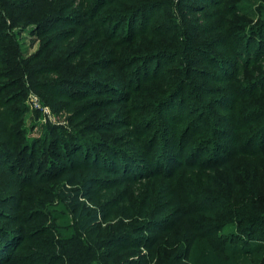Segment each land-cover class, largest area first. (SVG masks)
<instances>
[{
    "label": "trees",
    "instance_id": "obj_1",
    "mask_svg": "<svg viewBox=\"0 0 264 264\" xmlns=\"http://www.w3.org/2000/svg\"><path fill=\"white\" fill-rule=\"evenodd\" d=\"M253 1L0 0V264H264Z\"/></svg>",
    "mask_w": 264,
    "mask_h": 264
},
{
    "label": "rangeland",
    "instance_id": "obj_2",
    "mask_svg": "<svg viewBox=\"0 0 264 264\" xmlns=\"http://www.w3.org/2000/svg\"><path fill=\"white\" fill-rule=\"evenodd\" d=\"M264 4V0H254L253 1V9L252 12L254 13L256 11L257 6L260 7V5ZM254 20L257 19V17L252 16ZM254 23V22H252ZM44 39H40L37 37V35H33L30 30L26 29L22 34H21V42H22V47L24 50L25 55L28 54H33L35 53L41 46L42 41ZM151 87L148 88L151 93H157L156 89L157 87L155 85H150ZM151 98V97H150ZM150 100V99H149ZM148 100V101H149ZM28 106H29V111L25 114V123L23 124L24 127L27 129V140L29 141H34L35 139H44L45 138V126L51 124H57V125H64V126H69V123L66 119V116L60 113H57L52 109L50 104L46 103L44 101V98L39 96L38 94L34 92H30L28 94L27 98ZM177 104V103H176ZM177 109V106L176 108ZM264 165V160L261 162ZM260 163V164H261ZM249 165L253 168L257 166V163H249ZM22 168V167H20ZM40 168V167H39ZM39 168H36L35 170H31V166L27 163H24L23 170H25V173L30 174V172H33V175L35 176V179L37 178V175L41 172ZM241 168L240 164L237 163L234 166V174H236L239 169ZM26 174V175H27ZM44 180H46L48 177H45V172H42ZM27 177V176H24ZM34 179V180H35ZM36 191L37 188H34L31 191L23 192L26 193V196L31 197L32 199H36ZM117 191H121V189H118ZM117 191H115L117 193ZM114 193V194H116ZM44 201V199L42 200ZM50 205V203H47ZM32 208H44L42 205H37L36 203L32 204V200L29 204Z\"/></svg>",
    "mask_w": 264,
    "mask_h": 264
}]
</instances>
